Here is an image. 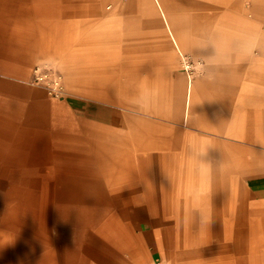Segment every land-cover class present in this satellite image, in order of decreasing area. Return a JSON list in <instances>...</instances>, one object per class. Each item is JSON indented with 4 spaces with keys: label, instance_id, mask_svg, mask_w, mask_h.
I'll list each match as a JSON object with an SVG mask.
<instances>
[{
    "label": "crops",
    "instance_id": "crops-1",
    "mask_svg": "<svg viewBox=\"0 0 264 264\" xmlns=\"http://www.w3.org/2000/svg\"><path fill=\"white\" fill-rule=\"evenodd\" d=\"M240 1L235 6L243 13L246 5ZM188 2L193 5L188 20H181L179 0L141 1L145 40L125 44L123 52H139L142 70L133 77L131 57L124 58L122 114L108 103L115 101L114 94L107 103L96 93L49 99L25 78L0 77V264H144L163 257L188 264L196 254L212 253V244L219 248L221 264L264 261V30L259 22L245 28L242 19L238 29L215 28L222 6L216 5L215 18L212 0H203L199 14L197 0ZM254 3L249 8L260 13L264 3ZM97 20L103 27L93 31L104 33L107 46L115 47L110 37L126 24H116L109 12ZM185 36V48L208 58L203 75L192 80L187 104L185 92L183 108L152 110L140 93L133 107L128 92L133 78L156 75L169 82L175 77L182 99L184 78L174 75L175 42ZM94 76L79 77V85L95 84ZM74 129L79 130V197L93 198L86 201L97 206L91 212L138 214L134 234L131 220L118 225L107 220L102 223L107 237L86 242L78 229L69 237L65 222L56 226L44 220L50 209L37 205L36 197L54 196L52 180L64 176L36 171L39 150L69 141ZM9 195L27 199L4 203ZM117 229L123 230L122 239L113 232Z\"/></svg>",
    "mask_w": 264,
    "mask_h": 264
},
{
    "label": "rangeland",
    "instance_id": "rangeland-1",
    "mask_svg": "<svg viewBox=\"0 0 264 264\" xmlns=\"http://www.w3.org/2000/svg\"><path fill=\"white\" fill-rule=\"evenodd\" d=\"M141 1L0 0V77L15 76L17 78H25V82L35 88L37 93L41 91L49 99L67 98L69 100L74 98L72 96L79 94L89 96L91 94H86V91L88 92L89 88L95 87L96 96L105 103L108 102V95L113 96L114 94L115 101H109L108 103L115 104L114 106L122 114L125 92L124 58L131 57L133 77L135 74L139 75L142 70L139 64V52L133 51L126 54L123 52L125 44L138 46L140 42L145 40L140 35ZM252 1H240L241 4L245 3L244 5L242 4L243 6L246 5L245 11L242 13L239 11L241 5L235 6L238 0H212V14L215 15V18L219 14L215 9L216 5H218V8L222 6L224 12L222 13V18L220 16L217 18L218 23L213 25V27L219 29H238L242 26L252 28L259 22L257 27L264 30V9L260 7V13L251 10L249 6L251 7ZM179 2L182 8L180 10H183L180 13V19L188 20L193 5L188 0H179ZM254 2L257 5H261L264 0H254ZM230 4H232L233 8L230 7ZM195 10L197 14L203 12V0H197ZM107 12L114 15L116 24H122V26L126 24L119 28L120 31L114 34V38L110 37L109 43L115 47L107 46L109 45L107 44L108 38L103 36L104 33L100 31L98 35V33L93 31L99 26L102 29L104 22L97 20L98 14H106ZM240 19H242V26ZM260 38L264 40L263 36ZM200 39L195 38L196 42ZM175 43H177V48H175L177 49L179 63L174 75L178 72L184 78L182 99L178 96L180 91L178 92L179 94L177 93L178 89L176 88L179 86L176 85L175 77H170L169 82H166L164 77L156 75L147 76L143 79L133 78L132 83L128 84V92L133 98V107L135 103L138 105L139 94L142 93L144 105L152 110L167 109L171 111L177 105L183 108L187 76L191 75L193 80L203 75L205 60L208 61V58H205L206 55L196 54L185 48L186 44L189 43V38L186 36L176 37ZM107 49L114 50L112 51L114 52L112 53L113 55L106 52L105 50ZM153 55L155 56L156 54L154 53ZM261 55H263L262 60H264V54ZM143 62L147 63L146 59ZM45 64L60 74L62 91L58 96L49 92L48 82L31 80L33 69L37 65L42 66ZM143 66L146 69V65ZM129 70L130 64L128 66ZM92 72H94L96 83L80 86L79 77L89 76ZM260 72L263 75L264 70L260 69ZM109 76L111 77L110 79ZM86 79L91 80L88 77ZM140 80L142 82H139ZM135 97H138V100H134ZM260 107H263L262 104ZM261 120L264 121V116H261ZM115 123H122V118H116ZM263 131L264 123H261L262 136H264ZM68 133L69 141L58 140L55 143L56 148L51 150L40 149V156L37 157L40 162L34 166L37 172H47L52 175L59 174L60 177L64 176L62 180H57L58 176L52 180V183L57 185V188L51 190L54 196L45 197L40 195L36 197L37 205L47 206L50 209V212L43 214L44 220H50L55 225L56 221L65 222L68 225L65 231L69 234V237L76 236L75 229H78L79 238H83L86 242L91 239L90 237H107V231L109 230L107 228L102 229V223L107 220H113L117 225L119 222L123 223V221L129 222L131 220L132 233L134 234L135 228L137 229V224L139 223L138 214L133 213L130 218L123 213L91 212L89 210H95L97 206L89 205L87 202L92 203L93 198L79 197V130L74 129L72 133ZM45 151L52 153V155L45 157ZM40 190L44 192L42 188ZM9 196L4 198L6 200L4 203L22 202L27 199V197L22 196L13 198L11 195ZM61 208L63 211H67L59 212ZM54 210L56 211L53 212ZM79 210L84 211L79 212ZM54 231L59 232L60 229L55 228ZM114 231H116V237L123 238L122 234H120L123 233L122 229ZM216 245L212 244V253L196 254L198 259L188 262V264H221L218 256L219 248L214 247ZM194 246L203 247L204 244L195 243ZM120 248H122L121 245ZM205 257L206 259H204ZM209 257L212 259H209ZM157 260H161L164 264H173L166 257ZM153 262L150 261L144 264H152ZM237 262L238 264H247L244 260ZM258 263L264 264V261ZM228 264L237 263L229 261Z\"/></svg>",
    "mask_w": 264,
    "mask_h": 264
},
{
    "label": "built area",
    "instance_id": "built-area-1",
    "mask_svg": "<svg viewBox=\"0 0 264 264\" xmlns=\"http://www.w3.org/2000/svg\"><path fill=\"white\" fill-rule=\"evenodd\" d=\"M60 74L55 69H51V67H47L45 65H37L32 72L31 80L39 82H48V90L53 95H60L61 94V84H60ZM152 264H164L161 260H156Z\"/></svg>",
    "mask_w": 264,
    "mask_h": 264
},
{
    "label": "bare ground",
    "instance_id": "bare-ground-1",
    "mask_svg": "<svg viewBox=\"0 0 264 264\" xmlns=\"http://www.w3.org/2000/svg\"><path fill=\"white\" fill-rule=\"evenodd\" d=\"M159 3V2H158ZM161 8V6H160ZM160 11L162 12V14L165 16V11L161 8ZM167 27L170 28V25L169 23H167ZM192 76L191 75H188L187 76V79H186V98H185V102L187 104V102L189 101V94H190V90H191V86H192ZM88 93L89 94H92V93H96V88L93 87L92 89L89 88L88 90Z\"/></svg>",
    "mask_w": 264,
    "mask_h": 264
}]
</instances>
